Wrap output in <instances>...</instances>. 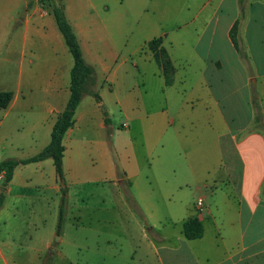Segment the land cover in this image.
<instances>
[{
	"label": "crops",
	"instance_id": "1",
	"mask_svg": "<svg viewBox=\"0 0 264 264\" xmlns=\"http://www.w3.org/2000/svg\"><path fill=\"white\" fill-rule=\"evenodd\" d=\"M59 2L100 101L84 93L63 136L64 183L51 158L13 170L1 263L264 264V0L244 1L242 12L239 0ZM170 3L178 23L167 31ZM46 10L0 0V91L12 93L0 108V162L47 146L69 98L73 58ZM239 18L247 59L229 36ZM157 37L171 84L147 48ZM87 184L103 188L98 227L80 230L71 201ZM193 218L203 233L188 239Z\"/></svg>",
	"mask_w": 264,
	"mask_h": 264
},
{
	"label": "trees",
	"instance_id": "2",
	"mask_svg": "<svg viewBox=\"0 0 264 264\" xmlns=\"http://www.w3.org/2000/svg\"><path fill=\"white\" fill-rule=\"evenodd\" d=\"M246 0H239L241 12L243 11V3ZM46 8H49L55 18L57 27L63 36L68 51L73 58V66L70 70V84H69V98L66 102L64 109L57 115V118L52 127L50 142L45 146L39 153L25 158V159H6L0 162V169L5 172V177L2 182V189L0 192V208L4 200V190L9 180L12 177L13 170L20 164H28L51 158L55 167L57 177L61 183H64V172H63V156H64V145L63 136L65 132L74 123V114L84 93H89L95 97L97 101H100V96L91 87L95 84L94 70L89 66L82 55L81 48L77 41V38L72 30V27L68 23L62 4L56 5L53 0H45ZM242 28L241 19H237L230 28L229 36L237 50V52L247 59V55L244 51L241 43L240 31ZM147 48L152 52L153 58L157 65L161 68L166 84L173 82L174 66L169 58L166 48L163 46V38H153L147 42ZM12 97L10 91H0V108L6 107ZM255 106L258 107V102L255 99ZM66 190L63 189V198L60 208V214L57 224V233L62 228L63 211L62 207L65 203ZM183 233L186 238L194 239L198 238L203 233V226L201 222L196 219H189L183 224Z\"/></svg>",
	"mask_w": 264,
	"mask_h": 264
},
{
	"label": "rangeland",
	"instance_id": "3",
	"mask_svg": "<svg viewBox=\"0 0 264 264\" xmlns=\"http://www.w3.org/2000/svg\"><path fill=\"white\" fill-rule=\"evenodd\" d=\"M191 3L194 2V0H189ZM202 2L203 0H196L197 3ZM172 2V1H171ZM174 3H170V7H168V11L164 13L165 23H164V30L170 31L172 29L173 24H177V20H172L173 13L175 10L177 11L178 3H175L176 7H173ZM190 3H185V9L186 14L185 17H188L189 11H187V7L192 6L189 5ZM243 45L244 51L246 52L245 45ZM130 46V45H129ZM112 104V103H111ZM111 109L113 110V115H111V122L114 124L115 127L119 126V122L121 120V117L119 115V111L115 106H111ZM90 166L92 165L91 162H88ZM74 195L73 200L71 203L73 204V213L77 216H79V219L72 220L77 228H80V230L83 227L86 228H93L96 229L98 227V208L99 206V199L101 197V191H103V188L100 185H85L83 187L81 186H75L74 187ZM70 215V214H69ZM71 217V215H70ZM70 221V222H71ZM59 237V235H57ZM57 237H53V241L57 239ZM80 255V253H79ZM0 264L1 261H0Z\"/></svg>",
	"mask_w": 264,
	"mask_h": 264
},
{
	"label": "built area",
	"instance_id": "4",
	"mask_svg": "<svg viewBox=\"0 0 264 264\" xmlns=\"http://www.w3.org/2000/svg\"><path fill=\"white\" fill-rule=\"evenodd\" d=\"M37 3V6L41 12V14L46 13V5H45V0H35ZM5 177V172L3 169H0V182L4 180ZM197 205L200 207L202 205V199L197 200Z\"/></svg>",
	"mask_w": 264,
	"mask_h": 264
},
{
	"label": "water",
	"instance_id": "5",
	"mask_svg": "<svg viewBox=\"0 0 264 264\" xmlns=\"http://www.w3.org/2000/svg\"><path fill=\"white\" fill-rule=\"evenodd\" d=\"M56 5H59V0H53Z\"/></svg>",
	"mask_w": 264,
	"mask_h": 264
}]
</instances>
